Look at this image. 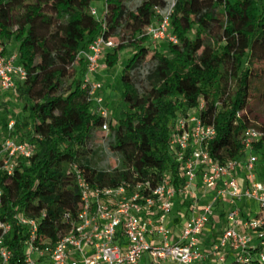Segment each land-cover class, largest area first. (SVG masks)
<instances>
[{
	"label": "trees",
	"instance_id": "16d2710c",
	"mask_svg": "<svg viewBox=\"0 0 264 264\" xmlns=\"http://www.w3.org/2000/svg\"><path fill=\"white\" fill-rule=\"evenodd\" d=\"M97 1L0 0V46L16 41L18 64L27 71L16 89L22 109L15 129L7 130L12 116L0 119L1 128L4 136L35 147L30 159L17 158L13 176L0 161L1 214L11 218L19 208L35 218L46 211L41 230L52 243L69 229L63 215L75 218L78 211L80 192L69 164L75 161L94 182L89 171L104 155L87 148L104 120L81 88L86 63L78 58L95 38L118 42L106 56L108 70L133 48L121 75L123 115L114 116L118 125L108 148L133 166L139 180L158 182L169 174L183 182L169 142L178 118L202 103L200 117L217 130L206 149L222 164L241 159L243 133L252 127L250 98L255 84L264 83V0H175L171 21L178 44L166 43L164 50L145 30L157 19L156 9L167 13L173 0H104L101 20L91 13ZM255 150L264 155V138ZM11 236L8 243L21 257L22 228L14 225Z\"/></svg>",
	"mask_w": 264,
	"mask_h": 264
},
{
	"label": "built area",
	"instance_id": "2783aa9c",
	"mask_svg": "<svg viewBox=\"0 0 264 264\" xmlns=\"http://www.w3.org/2000/svg\"><path fill=\"white\" fill-rule=\"evenodd\" d=\"M175 5L173 0L167 13L156 9L157 19L145 30L154 43L178 44L171 21ZM105 11L106 5L104 14ZM91 13L98 18L97 9L93 8ZM117 46L115 38L98 36L78 53V58L86 63L81 88L104 120L93 130L87 148L93 152L101 149L104 155L95 159L97 163L89 171L94 173V182L85 178L87 171L75 161L69 164L80 192L77 215L75 218L72 212L63 215L69 229L59 233L52 243L41 230L46 211L31 218L14 208L11 218H2L4 193L0 189V264H140L145 257L153 262L198 264L206 258L201 238L214 220L219 223L216 209L222 201L233 207L226 216L228 226L219 243L213 246L217 263L228 264L227 255L231 252L232 264H264V155L256 154L255 150L264 138V130L247 128L243 133L244 156L222 164L206 149L217 130L200 117L205 108L202 103L200 111H190L178 118L169 142V152L179 166L183 182L178 183L169 174L158 182L137 179L133 166L108 148L118 122L105 105L103 83L94 79L107 69L106 56ZM26 78L27 71L18 64V52L10 55L6 45L0 46V93L8 94L9 100L10 95L17 96L18 82ZM14 129L15 120L11 119L7 130ZM34 151V145L4 136L0 121V161L8 176L14 175L18 157L30 159ZM239 170L245 172L243 181L238 176ZM100 176H105L104 181L97 180ZM114 176L124 178L116 183L107 181L106 178ZM201 189L210 199L201 213L187 219L182 230L174 235L169 222L177 197L191 201L195 210ZM243 200L256 201L261 212L242 219L237 202ZM14 225L25 234L21 257H17L16 250L8 243Z\"/></svg>",
	"mask_w": 264,
	"mask_h": 264
},
{
	"label": "rangeland",
	"instance_id": "374dc122",
	"mask_svg": "<svg viewBox=\"0 0 264 264\" xmlns=\"http://www.w3.org/2000/svg\"><path fill=\"white\" fill-rule=\"evenodd\" d=\"M104 0L94 2L92 4L93 8L97 9L98 11V19L101 20L103 14H104ZM161 50H164L166 47V43L158 44L157 45ZM155 46V47H157ZM7 52L10 53V55H14V53L18 52L19 45L16 41H11L6 45ZM133 48L128 47L126 51L120 53L119 61L117 64L111 69H105L102 71L100 76L94 77L95 80H101L103 81L105 78H109L110 82L108 86L106 87L105 91L107 94V97H110L111 95V103L108 104V109L111 112L113 116L116 118L122 117L123 112V104L121 102V95H122V83H121V75L123 69L128 65L129 59L132 57ZM5 102H0V119L4 117H11V119L17 118L21 114L22 105L19 103L18 98L16 95H10V101H9V107L6 108ZM249 116L252 122V127L254 128H260L264 126V83H256L254 87V91L252 92V96L250 98L249 103ZM184 115V114H183ZM15 116V117H13ZM99 144V142H97ZM249 204L253 207L252 215L255 216L256 214H259L261 212V208L259 204L256 201H248ZM220 241V240H218ZM233 253L230 252V256H232ZM233 263V258L228 261V264ZM143 264H150L147 261H143ZM158 264V263H156ZM218 264V263H215Z\"/></svg>",
	"mask_w": 264,
	"mask_h": 264
},
{
	"label": "crops",
	"instance_id": "0c3cea01",
	"mask_svg": "<svg viewBox=\"0 0 264 264\" xmlns=\"http://www.w3.org/2000/svg\"><path fill=\"white\" fill-rule=\"evenodd\" d=\"M100 76L96 75L95 77ZM111 77L105 78L103 81H100L104 84V87L108 86ZM109 81V82H108ZM9 95L8 94H1L0 93V102H9ZM111 97V95H109ZM104 97H105V105L108 106L109 103H111V98L107 97L106 91L104 90ZM238 176L241 181H243V178L245 177V172L242 170H239ZM210 199V195L206 194L202 189L200 190V200L198 201V208L193 209L191 207V201L186 200L184 197H177L174 205L173 212L170 216V222H169V228L171 229L172 233L174 235H177L183 228V224L187 219L194 215H199L201 213V209L203 206L206 205L207 201ZM237 206H239L242 209V219L247 218L248 216L252 215L253 207L251 204L248 203V200L238 201ZM231 206L226 201H222L216 209V219L219 221L217 223L215 220L210 224L207 231L204 233V235L201 238V248L204 251L206 258L204 261L198 263V264H215L217 263V255L213 252V246L215 244H218L221 238V234L223 230L228 226L227 222V214L230 212ZM240 230L243 231V227H239ZM175 239V238H174ZM228 261L232 259V256H230V253L227 255ZM143 261H147L150 264H175L172 261H164V262H153L148 257H145L140 264H143Z\"/></svg>",
	"mask_w": 264,
	"mask_h": 264
}]
</instances>
